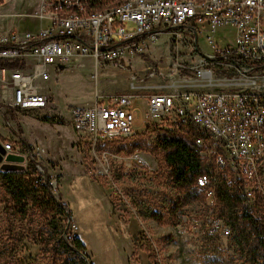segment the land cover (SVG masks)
I'll list each match as a JSON object with an SVG mask.
<instances>
[{
    "label": "built area",
    "instance_id": "1",
    "mask_svg": "<svg viewBox=\"0 0 264 264\" xmlns=\"http://www.w3.org/2000/svg\"><path fill=\"white\" fill-rule=\"evenodd\" d=\"M36 15L49 24L22 34L0 28V60L24 64L9 69L12 106H43L46 96L38 89L55 68L89 54L98 67L123 69L168 34L177 57L166 65L165 81L146 85L144 108L132 92L111 93L73 105L70 125L88 135L93 148L128 140L138 126L188 136L202 162L194 184L209 208L216 206L218 191L235 181L245 208L264 209V0H39ZM202 31L207 48L200 44ZM143 70L155 75L151 66ZM1 145L23 156V168L29 165L32 147ZM131 157L142 162L137 151ZM33 170L34 184L56 192L55 175L36 162ZM202 224L201 218L189 222L192 229ZM205 225L210 234L229 232L218 221Z\"/></svg>",
    "mask_w": 264,
    "mask_h": 264
},
{
    "label": "rangeland",
    "instance_id": "2",
    "mask_svg": "<svg viewBox=\"0 0 264 264\" xmlns=\"http://www.w3.org/2000/svg\"><path fill=\"white\" fill-rule=\"evenodd\" d=\"M38 1L0 0L2 30L14 29L22 34L46 27L49 21L36 15ZM8 20L13 24L9 26ZM205 34L206 31L201 32L200 44L203 48H207ZM176 57L168 34L160 35L147 54L134 58L123 69L115 65L98 67L88 54L79 62L55 68V74L40 83L38 91L46 96L43 106L20 109L3 103L0 105L4 107L9 126L17 133H21L22 127L32 135L39 134L43 126L51 129V136H46L45 141L47 150L45 146L42 149L38 145L23 144L26 148L27 145L32 147L31 161L34 157V162L55 174L62 162H73L85 171L97 173L93 177L107 193L115 229L128 230L133 246L128 264L136 261L138 255H146L151 264H263L264 247L259 246L257 240L264 237V209L245 208L240 186L235 181L218 191L213 208L206 205L194 181L186 187L176 186L168 176L163 153L155 146L164 128L138 126L132 138L100 143L94 148L87 141L88 135L79 134L78 143L74 140L65 143L60 132H55L54 124L68 122V111L73 105H90L95 99L111 93L132 92L138 97L137 103L144 108L141 96L149 92L145 89L146 85L165 81L166 65ZM146 66L153 67L154 76L146 75L147 71L143 70ZM131 82L137 87L132 89ZM173 133L190 141L188 136ZM5 141L17 143L12 138L2 139V142ZM102 150L107 153L103 154ZM133 151L139 153L142 162L131 157ZM34 174L35 171L31 170L30 177ZM80 183L77 179L62 186L58 184L56 192H52L53 196L61 200L59 191L66 193L74 207L73 211L69 206L75 225L87 219L93 220L87 228L88 232L93 229L100 232L105 209L102 202L92 201L93 189L86 190ZM77 200L90 205L89 208L77 211ZM13 203L0 181V231L4 230V237L0 239V264H64L66 254L61 252L58 239L72 235L71 218L60 211L42 209L38 202L30 204L26 211L18 212ZM10 207L14 217L7 212ZM246 214L261 222L259 234H255ZM194 218H201L204 224L192 229L189 222ZM212 221H218L229 232L210 234L205 223L209 225ZM73 232L77 235L75 229ZM90 235L80 239L93 264H121L108 241L101 249H94ZM139 264H142L141 257Z\"/></svg>",
    "mask_w": 264,
    "mask_h": 264
},
{
    "label": "trees",
    "instance_id": "3",
    "mask_svg": "<svg viewBox=\"0 0 264 264\" xmlns=\"http://www.w3.org/2000/svg\"><path fill=\"white\" fill-rule=\"evenodd\" d=\"M21 60L10 59L0 60V68H23ZM191 141V143H190ZM185 139L180 135L174 134L170 130L164 129L156 142V148L163 153V160L167 167V173L172 182L178 187L189 186L201 172V161L192 147V140ZM21 144H26L25 139H20ZM28 148H31L27 145ZM34 157L29 165L22 170H0V181L5 191L10 195L17 211H26L30 204L38 202L42 209H49L62 212L67 218L71 216V211L67 204L53 196L51 189L46 183L34 184L30 177L33 170ZM39 185V186H38ZM41 202V203H40ZM10 207L7 212L11 217L15 213ZM251 227L259 234L261 228L260 221L252 215L246 214ZM4 230L0 231V239L4 237ZM59 247L61 252L66 254L64 264H93L90 257L85 253V247L81 239L77 236L59 237ZM259 246L264 247V237L257 240ZM264 264V260H263Z\"/></svg>",
    "mask_w": 264,
    "mask_h": 264
},
{
    "label": "crops",
    "instance_id": "4",
    "mask_svg": "<svg viewBox=\"0 0 264 264\" xmlns=\"http://www.w3.org/2000/svg\"><path fill=\"white\" fill-rule=\"evenodd\" d=\"M38 6V3H37ZM37 10V7H36ZM9 26L12 25L13 23L8 20ZM0 28L1 25H0ZM39 28V27H38ZM36 28V29H38ZM34 29V30H36ZM9 78V68H4V71L0 72V104H5L8 105L9 107H13L10 103V98H11V89L8 87L7 80ZM66 119V118H65ZM41 125V124H40ZM42 126V125H41ZM56 126V131L55 132H60V134L63 136V139L65 143H68L69 141L72 142V140L76 141L77 143L80 142V139H78V135L80 134L76 130L72 128L70 125V115L68 111V122H63L61 124H54ZM43 129V130H42ZM40 129L39 134H31L29 131L26 133L24 127L21 129V133H17L16 130L11 129V127L8 124L7 121V115L4 110V107L0 105V161L3 159L2 156V148L1 142L2 139H15L19 140L21 138L25 139L26 143L29 145H38L41 146L40 148L47 150V140L46 136H51V129L46 128L45 126ZM53 131V130H52ZM56 134V133H55ZM49 146V145H48ZM57 153V151H56ZM60 161V160H59ZM58 173L55 174L51 170H48L47 168L45 169L48 175H58V184L59 186H62L63 183H68L73 182L74 180H80V186H82L84 189H93L94 195L92 198V201H100L102 202L103 209H105V217L102 219L103 227L100 230V232L94 231V229L89 233L88 227L91 226L93 220H86L85 222H79L76 226V234L77 236L80 237H87L91 236L92 234V239H93V247L94 249H101L103 247V244L105 242H109L111 248L115 250L116 254L119 257V260L121 261V264H128V259L132 254L133 246L130 240V237L128 235V230L123 232L122 230L120 231L119 229L116 230L113 223L112 219L109 213L110 209V203L109 199L107 197V193L103 190V188L99 185L98 181L96 178H94L93 174L91 172L85 171V169L79 165H76L73 162H62L59 166H57ZM59 196L61 197V200L65 202L70 209V205L72 206V200H70L69 196L66 195L63 191H59ZM78 205L77 211L80 210H87L90 205H85L81 203L80 200L76 201ZM74 211V207H71ZM71 211V210H70ZM72 212V211H71ZM72 219L74 220V216H72ZM75 223V221H74ZM84 245V244H83ZM85 247V245H84ZM85 253H87L91 259L90 254L87 252L85 248ZM140 257L142 258V264H151L148 261V258L146 255H138L137 260L134 261L132 264H139V259ZM93 263V261H92Z\"/></svg>",
    "mask_w": 264,
    "mask_h": 264
},
{
    "label": "water",
    "instance_id": "5",
    "mask_svg": "<svg viewBox=\"0 0 264 264\" xmlns=\"http://www.w3.org/2000/svg\"><path fill=\"white\" fill-rule=\"evenodd\" d=\"M3 159L0 161V168L2 170H22L24 165L23 156L20 154H13L2 150Z\"/></svg>",
    "mask_w": 264,
    "mask_h": 264
}]
</instances>
